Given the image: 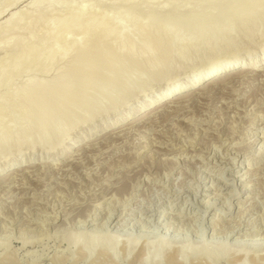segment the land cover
<instances>
[{"label":"rangeland","instance_id":"374dc122","mask_svg":"<svg viewBox=\"0 0 264 264\" xmlns=\"http://www.w3.org/2000/svg\"><path fill=\"white\" fill-rule=\"evenodd\" d=\"M31 1L32 0H0V25L13 14L21 11L24 12L25 10L26 12L24 13L26 15H24L28 19H26L25 16L24 18L29 22L27 23L28 25L31 24V28L33 19L38 17L36 15L40 14L41 11L43 14L39 16H41V19L46 18V20L48 17L52 18L55 16L56 18H64L73 14L75 15L76 13L81 15L80 18L82 20L85 18V20H88L89 17L90 19H99L104 16L103 19L105 18L113 24H107L109 26L105 28V31L103 30V35L100 39L101 42L99 41L100 45L97 42L101 50L109 46L114 47V44H117L115 48H117L118 45L117 49L121 48L120 46L123 42L121 43L120 40V43L118 41L116 43L113 40L115 43L112 44V36L114 34L116 35L114 31L117 28H113L116 21L118 22H116L115 25L121 20L123 27L126 29V33L130 36H132L133 30L138 27V25L145 24L146 26V24H149L147 26H150V24H154L158 26L160 24L162 26V24L165 23V17L170 13H172L170 15L174 18L175 23L168 26L172 27L166 28H168V30L172 28V32H175V27L176 30L180 27L178 21H176L177 19H184L183 17L190 18L192 15H196L195 18L198 19L197 24L201 19V21H203L202 25L206 26V22L212 20V23L210 22L207 24H212L211 26L213 27L214 23H219L220 28L218 29H221V26H223L222 23H228L230 20L229 18H231L232 24H235V21L237 23L239 17L237 18L236 15L239 14V10L237 11L236 8L240 7L241 4H238L240 6H236L234 3H242V0H236V2L235 0H225L224 3H222L223 0H151L150 2L152 3H146V0H131L130 4L127 2L129 0H57L55 2L53 1L55 5L52 2V4H50L52 6L49 5V7L47 3L43 6L41 4L40 9L37 7L38 10H41L39 12L35 8L29 9L28 4ZM43 2H46V0ZM183 2L188 4V8ZM114 3L115 5L113 7L112 4ZM169 3L172 4V6ZM225 4L227 5L225 6ZM131 5L134 7L131 14L122 17L123 15L121 14L123 9ZM44 6L51 9L50 11H52L54 16H51L52 13H48V8V12L45 11V13L44 10H46V8ZM229 6H232L230 9H234L238 12L237 14L235 12L236 15L234 14L235 18L233 19L225 15L226 13L229 14ZM182 7L185 9H182ZM224 8L225 10L227 9L226 13L225 10H223ZM28 12L30 16H27L29 14ZM32 12L37 13L35 17L33 14V19L31 17ZM150 12H155L158 15L156 19L152 20L153 22L145 20L146 15ZM47 13L50 16H48ZM207 15L208 19H206ZM224 15L227 16L229 20H227V17L225 18ZM232 15L233 14L230 13V16ZM83 16L85 17L83 18ZM202 16H204L205 19H203L204 17ZM131 17L133 18L132 20L130 19ZM210 17L211 20L209 19ZM195 18L193 23L196 21ZM214 19H218V22ZM234 19L235 21H233ZM25 20L23 21L26 22ZM123 20L126 21L123 22ZM222 20H224V22ZM139 21H141V23ZM258 22L260 24L263 23L262 20ZM40 23L37 25L42 28L45 24V20L44 22L41 20ZM187 23L189 26L186 25V27L193 29V27H191L193 23ZM173 24L177 26L174 27ZM195 24L196 23H194V25ZM197 24L196 27L198 28ZM52 25L56 27L55 23ZM180 25L181 27L183 26V30L180 29L178 32L176 31L177 33L182 34V32L188 30L191 31V29L186 30L187 28L185 29V25ZM215 26L219 27L218 25ZM128 28L131 30H128ZM255 28H251L250 25L244 28L241 26L236 32L234 30V32H232L233 34L231 33L232 35H230V39L227 40L225 46H217L219 45L217 44L214 45V48L211 44H205L207 43V34L205 37V30H202L204 34H200L198 41L194 39L191 41L190 39H192V37L189 38L190 34L188 32H186V34H189V36L187 35L188 37L186 39V36H182L185 33L182 35L179 34L184 42L181 41V39V43L179 44L178 42L179 45L175 44V47L173 46L172 48L170 63L167 66L168 68H164V71L167 69L166 73L170 75H167L169 78L166 84H151L148 86L150 89L147 88V90L142 92L143 87H141V92H136L137 94L134 93L136 95L132 93V97L131 94H127L130 95L129 97H125L127 95L122 96L119 99L120 102L122 98L125 97L126 99L124 98L125 100H122V105L118 101V103H116L118 106L115 105L113 107L114 110L112 109L113 111L111 110V101L106 99L109 102L106 103L107 101L105 100L106 102L104 101L105 103H102L104 107L103 111L101 110L102 108L100 109L101 111L95 110L82 125H76L71 131L68 130V133H64L63 131L65 134L64 136L59 133L57 137L60 135L61 138L59 139L58 137L51 141L48 145L50 149L47 146L48 143H46L45 146L44 141V143H40V140L36 136L32 137V135L29 136L26 134L31 123L28 124V122H30L28 121V125L24 128L22 123L25 122V112L22 108L23 105H25V101L22 102L24 98L19 99L18 95L29 78L33 77L37 80H46L53 77V74L55 75L56 73L55 71L63 68L66 61L68 62L71 60L73 57L72 55L75 54L74 48L77 50L82 42H80V39L83 36L79 34L80 31L78 32L75 30L71 35V33L56 28L54 34H56L57 30L59 31L56 34V38H58L57 43H61V41L62 43L61 46L58 45V48L57 45H52L51 48L46 47L47 49H54V51L57 50L56 53L52 52L55 55L53 54V62L50 60L51 64H49V62H47L49 60L46 59L49 50L47 51L46 48V50L43 48L44 51L42 50L34 56L29 54L28 57L26 56V59L23 58V60L19 61L20 64L17 63L18 66L16 65V68L11 67L10 69L8 68L10 65L7 64L11 63H7L9 59L6 57L10 55V48L6 50L9 46L7 47L4 45V49L3 44H0L3 47L2 49L0 46V104L1 106L3 105V111L0 109L2 112H0V171H6L5 169L9 167L10 164L13 163L15 165V163H19L18 161H20L22 165L28 163V165L24 167L29 168L11 176H9V172H0V229L5 230L6 228L7 231L5 233H0V261L2 258L4 259L11 255L10 258L12 257L13 262L11 263L9 261L10 264H32L31 262L34 258L37 259L38 263L41 262L40 264H50L51 258L60 253L59 250L62 251L63 249L65 251V245L57 247L58 243L56 242L58 241L54 242L53 239L46 240L44 238L37 241L36 238H32V232H27L30 231V229L32 230L33 213L40 217L47 216V214L40 213L36 206H32V202L37 203L41 200L45 201L46 199L51 201V204L53 203L58 207L56 212L67 211L68 209H82L81 211L88 209L102 216L110 213L113 214L115 210L118 213L119 211L122 212V216L120 217H124L123 220H128L127 222L130 220L132 222L143 221L147 223L150 230H134L130 229V226L119 230L121 233L118 232V230H112L120 239H122L121 237L124 234H126V236L128 235L129 241L139 237L138 239L140 241L138 240V245H140V242L144 241V238L148 242H151V253L149 252L148 254V251L146 252L147 261L155 259L163 262V254L160 250L162 248L161 244L163 245V243L168 241H170L168 245L173 246L175 242L176 247L180 248L181 246L184 250L186 249L185 251L187 252L184 254L185 257H178L179 261L182 259L184 262L186 261V263L189 261L188 259H190V257L192 258V253L196 254V252L201 249L200 245L204 243L206 245L209 244L208 246L210 247L211 245L217 247V244L219 246L222 243H226L227 245H225L228 246V243H232L237 245L235 247H241L246 244L248 245L247 247L250 248L255 247V249H262L264 247V240L260 237H256V239L254 238L252 240L243 239L233 242L232 240L228 241L225 239V236L219 234L217 229L222 230L224 227V229H226L239 221L242 222V225H246L244 228L246 230H254L261 234L264 231V64L258 67L263 70H258L260 72L255 75L256 77L254 76L255 79H253L254 77L247 78L245 75L243 76L244 79L243 77L236 78L232 83L225 84V87L218 86V88L216 87L217 89L204 90L205 92L203 91L202 94L195 96L197 97L196 99H189L188 101L182 102L181 104L183 105L174 106L176 109L171 107L174 109L167 108L162 112H154L146 120L137 124L132 122H135V120L143 115L141 112L134 113L132 118L123 124L117 125L116 121L123 114L127 113V111L132 112L135 111L136 108L143 106L151 97H155V94L159 93L165 85L173 81L185 82L196 73V71L210 63H213V70H215L218 65H221L230 58L242 57L245 61L250 59L251 61L255 60L259 66V62L261 63L264 57V25L262 24L258 30H255ZM193 30L195 32L196 29ZM253 31L254 33H251ZM5 32L2 34L3 37L4 33L5 38L6 36L7 38L18 36V42L27 39L26 37H28L27 35L29 34V30L27 32V29L24 31L22 30V33L20 31L17 32L18 34H15L16 32ZM92 32L93 34H91L90 37H94L95 33L98 31ZM24 34H26V37ZM66 34H68V36ZM19 36L24 37V39ZM3 37H1V39ZM5 38L3 39L5 40ZM95 38L96 37H94V40L90 39L91 41L89 40V42L91 43L93 41V43H95ZM75 39L80 42H78L79 45L77 48L74 47V44L75 46L77 45L76 42L73 43ZM139 40L140 39H138V41ZM142 40L143 39L139 42L143 43L144 40ZM187 40L190 42L188 43ZM66 41L67 44H65ZM136 43L137 41H135L136 48L134 50H138L141 46L139 43L140 46L138 47V43ZM65 45L72 48L68 47L67 49L64 47ZM92 46L91 44L89 47L92 48ZM166 48L165 46V49ZM64 50L67 53L69 52L68 55L64 53ZM62 55L66 58L64 59V57H61ZM41 57H43V60ZM245 61L243 60V62ZM22 63L24 65H22ZM137 75L139 80H135L136 82H134L133 86L135 88L144 85L142 81L147 79V75L140 74L142 78L139 74ZM134 76L133 79L137 78ZM204 86V81H200L195 89H201ZM144 89H146L145 86ZM15 94L18 95L15 96ZM15 98H18L19 102L16 100L14 101ZM20 98H22V96ZM10 99H12V101ZM106 104H109L110 108L105 107ZM104 109H106L105 112ZM112 124L116 126L101 133V128L107 126L112 127ZM31 126L32 125H30V127ZM229 137H231L230 140H228ZM57 139L62 141L61 144ZM52 143L53 146H51ZM42 147H45L47 150H54L45 152L46 149L44 148L45 150H43ZM223 152H225V154L220 156ZM218 157L221 158V160H219ZM230 163H232V165H230ZM21 167L18 169L20 170ZM122 185L126 186V192L119 194L117 189ZM121 195H124L123 197L127 200L131 198L129 201H126V204H129L128 207H119L124 199ZM208 202H214V207L210 205L205 206L209 204ZM214 214H216L215 216L219 215V222L215 227L216 230L214 226H211L213 221L209 220ZM162 218L165 219L162 223V225L165 226V230L160 231L161 228L157 230V225H155V223L159 224ZM39 224L38 222L35 226ZM81 226V224H77V228L75 229L79 230L78 227L81 229ZM16 227L18 229L21 227L20 230H25L23 232L21 231L22 233L19 234L17 233L18 229H15ZM205 229L208 230V233ZM112 231L110 233H112ZM24 232H26V234ZM4 235L6 238H4ZM50 235L52 236L53 233L51 232ZM140 237H143L142 240ZM159 237L162 238V242L158 241V239H160ZM125 238L124 235L123 240H125ZM150 238L152 240H150ZM8 239L10 240L8 241ZM208 240L209 242H207ZM23 241L28 243L22 246ZM32 241L35 242L34 246H32ZM199 242L201 243L200 245ZM154 243H156V247ZM4 244L8 245L7 249L4 248ZM233 246L234 245H231L229 247L233 248ZM136 247L138 248V246ZM262 250H264V248ZM134 253L132 252L131 256ZM262 253H264V251ZM221 255L223 256L221 257ZM129 256L128 258H131V256ZM158 257L161 258L159 259ZM218 257L221 258V260L219 259V264H226L225 259L227 256L225 254H218ZM149 258L151 259L149 260ZM245 263H248L247 259L244 261V264Z\"/></svg>","mask_w":264,"mask_h":264},{"label":"bare ground","instance_id":"6f19581e","mask_svg":"<svg viewBox=\"0 0 264 264\" xmlns=\"http://www.w3.org/2000/svg\"><path fill=\"white\" fill-rule=\"evenodd\" d=\"M43 1L44 0H32L28 4V7H29V9L35 8L38 10L37 7H39V9H40L41 4L43 6L45 3H47V6L49 7V5L52 4L53 1L55 2L57 0H46V2H43ZM130 1L131 0L127 1V2H129L128 4L131 3ZM147 1L148 0H146L145 2L146 3H152V2H150L151 0H149L148 2ZM188 2H190V1H188ZM224 2H225V0H223L222 3H224ZM235 2H236V0H235ZM241 2L242 3H238V2L234 3L236 6L238 4H241V6L238 5L240 7L236 8L237 11L239 10V14H237L238 12L236 10L230 9L233 5L231 7L230 6L228 7L230 10V11L228 10L229 14L226 13L227 9L226 10H225V8L223 9V10H225V13H226L225 15L232 17V19L235 18L236 14H237L236 17L237 18L239 17V18L237 19L238 20L237 23L234 19L233 21H235L234 22L235 24H232L231 18H229L230 19L229 20L228 17L224 15L225 18L227 17L226 19L229 21L227 23V22H224V20H222L224 22V24L225 23L226 24L224 25L222 22H220L223 25V26H221V29H218V28H220L219 23H216V24L214 23L213 27L211 26L212 24L211 25L207 24L210 22L212 23L211 17L209 18L211 21L206 22L207 27L205 25L204 26L202 25L203 21H201V19H200L199 23L197 24L198 19L195 18L196 15H192V16L188 15V16H190V18L189 17H187V18L183 17L184 19H182V18L177 19V20L175 19L176 21H178L180 27H181L180 24L185 25L184 26L185 29L187 28L186 30H188L191 28L186 27V25L189 26V24L187 22H191V24H192L194 21V18H195L196 21L194 23L197 24L198 28L196 27V24L194 25V23L191 26V27H193V29H196L195 32L193 29H191L192 32L190 30H188V31L184 30L185 32H182V34H184V33L186 34V32H188L190 34V36H189V34L182 35L181 33H177L178 30H180V29L183 30V28H182L183 26L181 28L179 27V29L177 27L178 30H176L175 26H177V25L173 24L175 27L174 28L175 32L171 31L172 28L170 30H168V28L172 27V26H170V27H168V26L172 23H175L174 18L172 17V15H170L172 13H170L168 16L165 17V19H164L165 23H163L162 26L159 24L160 27H159V25L155 26L154 24H150V26H147L149 24H146V26H145V24L138 25V27H136L133 30V32L131 34L132 36H130L126 33V29L123 27L121 20L119 23H117L115 25V23L118 22V21H116L113 25V28H115V27L117 28L114 31V32H116V35L113 33L114 35L112 36L113 37L112 41L114 40L117 43V41L119 42V40H120L121 43L123 42L122 45L120 44L121 48L117 49L119 45L117 46V48H115V46L117 44H114L113 45L114 47L109 46L110 48L106 47V49L104 48L105 47L104 46L103 47L104 50L99 49V47H100L99 41L102 38L103 30L105 31V28H108V26H109L107 24H113L111 21L109 22V20H106L105 18H104L105 19L104 20L103 19L104 16L102 18H99V19H97V18L96 19H94V18L90 19V17H89L88 20H85L86 18L84 20H82L80 18L81 15H79L75 12L76 13L75 15L73 14L70 16H66L64 18H56L53 15L52 11H50L51 9H49L48 7L47 8L49 9V12L47 11L48 9L45 7L46 6L45 5L44 7L46 8V10H44V12L47 11L50 14L52 13L51 16L53 15L55 18L54 17H52V18L48 17L47 20H46V18H43L45 20V24L42 23L44 25L42 26V28H40V27H38L39 25H37V24H39L41 20H42V22H44V20L41 19V16H39L43 13L41 10H38L39 12L41 11V13L36 15L38 17L33 19V14L35 17V14H37V13L32 12L31 17H32L33 21H32V28H31L30 27L31 24L28 25L27 23H29V22L25 20V18L28 19L25 16L26 14L24 13V12H26V10L24 12L21 11L23 13L19 12V13L13 14L8 20H6L3 24L0 25V44H3L4 49H5V46H7V47L9 46L8 48H6V50L10 48V52H9L10 55H7L8 52L6 54L7 55L6 57H8L7 59L10 60V61L8 60L7 63H11V64H7V65H10V67L8 66L9 69L11 67L16 68L15 66L17 65V63H19V61L23 60V58L26 59V56L28 57L29 54L34 56L35 54L40 53V51H42V50L44 51V49L46 47L51 48L52 45L53 46L57 45V48H58V45L61 46L62 41H61V43H57L58 38H56V36H57L56 34L59 32L58 30H60V29H62V31H65L67 33H71V35H72V32L75 30L78 32L80 31L79 34L83 36L80 39V42L82 41L81 43L79 41H77V39H75V41H73V43L76 42V44H77L76 46L74 44V47L77 48V46L79 45L78 42L80 43L79 47L77 48V50H75V48H74L75 54L72 55L73 57L71 58V60H69L68 62L66 61V64H64L63 68H61L62 67L61 66L60 67L61 69L59 68L60 70L55 71L56 73H55V75L53 74V77L46 79V80H37V79L31 77V78H29L30 80L28 79L27 82L24 84L21 91L20 90H19L20 92L18 91L19 92V95L17 94L19 96L18 98L19 99L24 98L22 102L25 101V105H23V108H22L23 111L25 112V116H24L25 122L22 124H23L24 128L29 123H31L30 125H32L31 127L29 125V129H28V131H26L27 133L26 132L25 133L29 136L32 135V137L36 136L40 140V143L45 142L44 143L45 146H46V143H48L47 144V146H48L51 143V141H53L55 138L59 137V139H60L61 138L60 135L64 136L65 135L64 133H68V130L71 131V129L74 128L76 125L77 126H78V124L82 125L83 122H86V119L92 113H94L95 110H97V111L102 110L103 111L104 107L102 106V103L106 99L111 101L112 106L111 105L110 106L112 107L111 108V110H112L113 107L116 105V103H118V101L120 102L119 99L122 96H125L127 94H131V97H132V93L133 94L136 92L140 93L142 89H143L142 90V92H143V91L147 90V88H149L148 86L151 84H155V85L156 84L157 85L162 84V83L166 84L168 81V78H169L168 76H170V75H168V73H166L167 69L164 71V68H166L168 66V64L170 63V58H171L173 46L175 47V44L179 45L181 43L180 42V40L182 39L180 37L181 35L186 36L185 39L189 36V38L192 37V39H190L191 41H193V39L195 41H198L200 34L203 35L204 34L203 31L205 30L204 31V32H206L205 37L207 34V39H206L207 43H205V44H208V45L211 44V46L213 45V48H214V45H217V44H219L217 46H220V45L225 46L227 40L230 39V35L233 34L232 32H234V30L236 32L238 30V28L241 26L244 28L245 26L250 25L251 28L256 27L255 30L260 29L259 27L262 24L264 25V0H242ZM58 3H59V1H58ZM132 3H134V2H132ZM183 3L186 4V2H183ZM211 3H213V2H211ZM54 5H55V3H54ZM112 5L114 7L115 3ZM170 5L172 6V4H170ZM177 5H176V7H177ZM186 5L188 8V4H186ZM204 5H205V3H204ZM226 5L227 4H225V6ZM50 6H52V5H50ZM110 7H112V6H110ZM178 8H179V6H178ZM183 8L184 7H182V9ZM133 9H134V7H132V5L129 6L128 8L123 9L122 14H121V15H123L122 17H125V16L131 14ZM37 10H34V11H37ZM223 10H221V11H223ZM233 11H234V13H233ZM112 12H114V11H112ZM210 12H211V10H210ZM235 12H236V14H235ZM48 13H47V15L50 16ZM230 13H232L233 15L230 16ZM213 14H214V10H213ZM24 16H25V18H24ZM27 16H30V13ZM156 16H158L157 13L150 12L146 15L145 20L152 21V20L156 19ZM84 17L85 16H83V18ZM202 17H204V16H202ZM216 18H217V15H216ZM225 18H222V19H225ZM130 19L132 20L133 18L131 17ZM203 19H205V17ZM206 19H208V15H207ZM23 20H25L26 22H24ZM217 20H215V21H217ZM259 20H262L263 23L260 24L258 22ZM124 21H126V20H123V22ZM128 22H130V21H128ZM139 22L141 23V21H139ZM158 22H159V20H158ZM54 23L56 24V27H54L52 25ZM134 23H137V22L135 21ZM155 24H157V23H155ZM204 24H205V22H204ZM208 25H210V26H208ZM215 25H218L219 27H217ZM194 26H195V28H194ZM128 27H130V26H128ZM166 27H168V28H166ZM216 27H217V29H216ZM56 28H58V30H57L56 34H54L55 33L54 31ZM26 29H27V32L29 30V34L27 35L28 37H26L25 36L26 34H24V36L27 39H25L24 41L21 40L22 42L17 41L18 36L17 37L11 36L10 38H7V36H6V38H5V33H6L5 31H9L11 33L16 32L15 34H18L17 32L20 31L22 33V30L24 31ZM128 30H131V29L128 28ZM92 31H94V32L98 31V32H96L97 34L95 33L96 36L94 35V37H96L95 43H93V41L91 43L89 42L90 39L94 40L93 36H92L93 38L90 37L91 34H93ZM3 32H5L4 37L2 35ZM111 32H112V30H111ZM21 33H19V34H21ZM23 33H25V32H23ZM191 33H193V34H191ZM251 33H254V31ZM60 34H63V33H60ZM179 34H181V35H179ZM10 35H12V34H10ZM64 35H65V33H64ZM66 35L68 36V34H66ZM110 35H112V34H110ZM1 37L5 38V40L3 38L1 39ZM19 37H21V36H19ZM21 38L24 39V37H21ZM77 38H78V36H77ZM138 39H140V40L143 39L144 40V41L142 40L143 43L139 42L140 40L138 41ZM19 40H20V38H19ZM188 40H187V42H188ZM67 41L65 44H67ZM114 41L112 42V44L115 43ZM135 41H137L138 44L137 43L136 44L138 45V47L141 44V46L138 48V50L137 49L134 50L136 48L135 47ZM181 41H183V39ZM97 42L99 45L97 44ZM178 42H179V44H178ZM91 44L94 47L93 46H92V48L89 47V46H91ZM95 44H96V47H95ZM0 46L2 47V45H0ZM165 46L167 47L166 49H165ZM211 46H210V48H211ZM3 47H2V49H3ZM64 47H66L68 49L69 46L67 47L65 45ZM69 48H72V47H69ZM223 50H225V49H223ZM47 51H46L47 57L46 56L45 57L49 61H47V60L46 61L49 62V64H51L50 60L52 61V58L55 55L52 52L56 53L57 50L54 51V49H47ZM71 51H72V49H71ZM228 52H229V49H228ZM64 53H67V52H65V50H64ZM68 53H67V55H68ZM232 54H233V52H232ZM36 56H38V55H36ZM145 56H147V57H145ZM214 56H215V54H214ZM61 57H64V59L66 58L63 55ZM31 58H33V57H31ZM42 58L43 57H41V59ZM35 60H37V59H35ZM243 60L245 61V59H242V57L230 58L229 60L224 61L221 65H218V67L215 70H213V66H212L213 63H210L206 66H203L198 71H196V73H194L185 82L173 81V82L165 85V87L159 93L155 94V97L154 96L151 97L149 101H147L145 104H143V106L136 108L135 111H132V112L127 111V113L123 114L118 120H116L117 125L128 122L132 118L134 113H138V112L139 113L141 112L143 115L140 116L137 120H135V122H132V123H134V124L140 123L141 121L146 120L154 112H157V111L162 112L164 109L171 108V107L178 106V105H183L181 103L184 101H188L189 99H196L197 97H195V96H197L198 94H202V92L204 90L217 89L218 86H224L225 87V84L232 83V81L235 80L236 78L237 79L242 78L245 75L247 76V78L248 77H254L255 75H257L260 72L258 70L262 69V68H258V67H260L262 64H264V57H263L262 62L261 63L259 62V66L257 65V62L255 60L251 61V59L250 60L247 59L248 61H245V62H243ZM23 62H25V61H23ZM34 64H36V63H34ZM22 65H24V64L22 63ZM45 68H44V70H45ZM46 70H47V68H46ZM15 71H18V70H15ZM262 72H261V74H262ZM14 73H16V72H14ZM137 74L147 75V79H145L144 81L141 80L142 84H144V85H142L140 87L138 86L139 88L136 87L137 88V90H136V88L133 86H134V82L139 80V77ZM133 76L137 77V78L133 79ZM255 77L253 79H255ZM141 78H142V76H141ZM118 79H120L121 81L123 80V81L121 82ZM243 79H244V77H243ZM200 81L201 82L204 81L205 86L202 87L201 89L200 88L195 89L196 85H198L200 83ZM144 86L146 87V89H144ZM141 87H143V88L141 89ZM136 94H134V95H136ZM17 95L15 94V96H17ZM1 96H3V95H1ZM21 96H22V98H20ZM129 96L130 95H127L125 97H129ZM18 98H15L14 101L16 100L17 102H19ZM124 98L121 99V102ZM10 100L12 101V99H10ZM108 100H106L107 102L106 101L105 102L108 103L109 102ZM0 102H1V100H0ZM121 102H120V104H121ZM109 104H106L105 107L110 108ZM0 106H1V104H0ZM2 106L0 107V109H2ZM116 106H118V105H116ZM174 108L176 109V107H174ZM174 108H171V109H174ZM105 110L106 109H104V112H105ZM2 111H3V109H2ZM0 112H1V110H0ZM28 121H30V122H28ZM27 122H28V124H27ZM115 126L114 125L112 127L107 126V127H105L107 129L101 128L102 130H100V131H101V133H103L105 131L112 129ZM63 131H64V133H63ZM59 133H60V135L57 137V135ZM230 138L231 137H229L228 140H230ZM59 139H57V141H59ZM61 142L62 141H59L60 144H61ZM51 146H53V143ZM44 148H43V150L46 149V148L45 149ZM49 149H50V147H49ZM51 150H54V149H51ZM51 150L46 149L45 152L51 151ZM78 150H79V148H78ZM224 154H225V152L221 153L220 156H223ZM218 159L221 160V158H219V157H218ZM18 162L19 163H17V164L15 163V165L13 163L10 164L9 167H7L8 166L7 165L6 166L7 168L5 169L6 171H3V172L0 171V172H2V173H8L9 172L8 174H9V176H11V175L18 174L19 172H22L24 170L29 169L28 167H24V166L28 165V163H24L22 165L20 161H18ZM230 165H232V163H230ZM21 166L24 168H22ZM19 167H21L20 170L18 169ZM123 185H125V184H123ZM123 185L119 189H117L118 190L117 192L119 194L126 192V189H125L126 186H123ZM128 197H131V196H128ZM124 199H126V198H124ZM124 199H123V202L121 203V205L119 207L125 208V207L129 206V204H126V201H129L131 198L128 200L127 199L124 200ZM50 202L51 201H48L47 199L45 201L41 200L37 203L32 202V206H36L37 210L40 213L47 214V216L40 217L39 215H35L33 213L32 214V224L30 223L32 225V230L30 229V231H27V232H32V238H36L37 241L40 239H43V238L46 240L53 239L54 242L58 241V242H56V243H58L57 247H60L63 245L66 246L65 251L63 249H62V251L59 250L60 253L54 255L53 258H51L50 264H161V263H163V264H219V259L221 260V258L218 257V254H225L227 256L225 259L226 264H244V261H246V259H247L249 264H264V253H262L264 251V250H262L264 247L262 249L260 248L261 250L255 249V247H251V248L247 247L248 245H246V244H244L246 246L243 245L241 247H235L237 245L232 244V243L230 244L228 242H227L229 244L228 246H226L227 245L226 243L221 242L222 244H220V242H219L220 245L218 246V244H217V247H215L213 245H211V247H210V246H208L209 244L206 245L205 243L201 244L199 242V245L201 244L200 245L201 249H199V251H197L196 254L192 253L194 255V257L192 255V258H191L190 257L191 255H190L189 256L190 259H188L189 261L186 263V261L184 262L182 259H180L181 261L178 260L179 256L183 257L184 254H186V252H187V251H185L186 249L184 250V248H182L181 246H180V248L176 247L175 242H174L173 246L168 245V242H170V241H168L166 243H163V245L161 244L162 248L160 250L163 254V258H162L163 262H161V260H155V259H151V258H149V260L151 259L150 261H147L146 254L147 253L149 254V252H150V249L152 247L150 245L151 242H148L144 238V241L140 242V245H138V240H139L138 238L139 237L137 239L133 238L132 240L129 241V237H127L128 235L126 236V234H124L126 238H125V240H123L124 235H122V237H121L122 239H120L119 236L113 232L114 230H116V231L118 230V232H120L119 230H122L127 226H130V229H134V230H150L147 223H145L143 221L132 222L130 220H129V222H127L128 220L127 221L123 220L124 217H120V216H122V212L119 211V213H118L115 210L114 211L112 210L114 212V213L112 212L113 214L110 213V214H105L102 216H99V214H95L94 212H92L88 209L87 210L85 209L83 211H81L82 209L81 210L80 209L79 210H76V209L69 210L68 209L67 211H61V212L58 211L59 212L58 213V212H56V210H58V207L56 205H54L53 203L51 204ZM208 203L209 204H207L205 206L210 205L211 207H214V204H215L214 202H208ZM215 215L216 214H214L213 217L209 218V220H212L214 222V223L212 222V224H211V226L212 227L214 226V228L216 227V225L219 222L218 221L219 215L218 216H215ZM124 216H125V214H124ZM207 216H208V214H207ZM214 217H216V218H214ZM164 221H165V219L162 218V220L160 221L159 224L155 223V225H157L156 226L157 230L160 228H161L160 231L165 230V226L162 225V223ZM38 222L40 224L38 226H35L36 224H38ZM130 223H131V225H130ZM77 224H81L82 225L81 227L83 229L82 228L80 229L79 227H78L79 230L75 229V228H77L76 227ZM230 225H231V223H230ZM233 225L231 227L230 226L227 227L226 229H224L225 228L224 227L222 230L221 229H217V230L219 231V234H222L223 236H225V239H227L228 241L232 240L234 242L236 240H243V239H246V240L251 239L252 240L254 238L256 239V237H260L264 240V231L261 234V233H258L257 231L255 232L254 230H252V231L250 229L246 230V229H244L246 227V225H242V222H239V221L235 222ZM20 228L19 229L17 227L15 228V229H18L17 233H19V234L25 230V229L20 230ZM29 228H30V226H29ZM92 228H97V229H92ZM88 229H91V230H88ZM169 229H170V227H169ZM215 230H216V228H215ZM111 231L114 234L110 233ZM205 231H207V233H208L207 229H205ZM5 232H7L6 228H5V230L0 229V233H5ZM51 232L53 233L52 236L50 235ZM24 233L26 234V232H24ZM147 237H148V235H147ZM161 237H163V236H161ZM4 238H6L5 235H4ZM127 238H128V240H127ZM140 238L142 240L143 237H140ZM161 239L162 238L158 239V241L162 242ZM9 240L10 239H8V241ZM150 240H152V239L150 238ZM156 240H155V242H156ZM174 240H176V239H174ZM158 241H157V243H158ZM207 242H209V240ZM27 243L28 242L23 241L22 246H24ZM171 243H172V241H171ZM186 243H187V241H186ZM216 243H218V242H216ZM34 244H35V242L32 241V246H34ZM154 244L156 247V243H154ZM194 245H195V243H194ZM231 245H234L233 248L229 247ZM136 246H138V248ZM212 246L215 248H213ZM7 247H8V245L4 244V248L7 249ZM188 248H189V246H188ZM258 248H259V246H258ZM190 249H191V247H190ZM226 250H227V252H226ZM132 252L133 253L135 252V253L131 256ZM193 252H194V250H193ZM189 254H191V253H189ZM129 255L131 256V258H128ZM10 256L5 257L4 259L2 258L0 261V264H10V262L12 263L13 259H12V257L10 258ZM222 256L223 255H221V257ZM11 259H12V261H11ZM14 262H15V260H14ZM31 263L32 264H40L41 262L38 263L37 259L34 258V259H32Z\"/></svg>","mask_w":264,"mask_h":264}]
</instances>
